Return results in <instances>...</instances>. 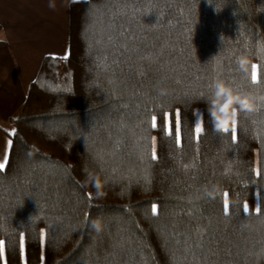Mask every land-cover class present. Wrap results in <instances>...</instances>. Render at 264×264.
I'll list each match as a JSON object with an SVG mask.
<instances>
[{
    "label": "trees",
    "instance_id": "1",
    "mask_svg": "<svg viewBox=\"0 0 264 264\" xmlns=\"http://www.w3.org/2000/svg\"><path fill=\"white\" fill-rule=\"evenodd\" d=\"M260 5L264 0L71 1L68 54L43 57L9 118L0 264H174L184 259L179 237L198 229L206 264H264V100L253 113L238 111L236 142L231 127H215L204 103L217 80L264 97ZM122 120L138 143L120 130ZM120 241L127 246L118 248Z\"/></svg>",
    "mask_w": 264,
    "mask_h": 264
},
{
    "label": "crops",
    "instance_id": "2",
    "mask_svg": "<svg viewBox=\"0 0 264 264\" xmlns=\"http://www.w3.org/2000/svg\"><path fill=\"white\" fill-rule=\"evenodd\" d=\"M71 1L0 0V163L10 147L9 118L20 110L41 60L68 54Z\"/></svg>",
    "mask_w": 264,
    "mask_h": 264
},
{
    "label": "snow or ice",
    "instance_id": "3",
    "mask_svg": "<svg viewBox=\"0 0 264 264\" xmlns=\"http://www.w3.org/2000/svg\"><path fill=\"white\" fill-rule=\"evenodd\" d=\"M116 46L122 53L130 54L129 48L127 46H125L123 48L120 47L119 38H117ZM165 51H166V49H165ZM163 60H164V55H163V53H161L160 56L157 58L156 63L162 64ZM118 62L119 61H117V63ZM251 80H252L253 84H255L258 80L257 73L255 70L252 73ZM242 112H244V111H242ZM253 112H250V113H253ZM244 113H245V115L249 114V112H244ZM171 117H172L171 113L165 114L166 130H167L168 135H172V118ZM156 120H157V118L155 116H153L152 117L153 129H155L157 126ZM119 126H120V130L122 132H126L128 135L133 137L134 144L138 143V141H135L136 130L134 127L129 126L128 122L124 121V120L120 121ZM220 131H223L224 133H228L229 127H225L223 129H220ZM201 132H202V128L200 126H196L195 127V134H196L197 142L200 139ZM231 140L233 142L237 141V121L235 122V125L233 127H231ZM175 141H176L177 147H180L182 145L180 109H176V111H175ZM114 143L118 147L122 143V140L118 139ZM101 158H103V156H101ZM158 158L159 157H158L157 151L155 148H153L152 152H151V160L156 161V160H158ZM185 167H187V166H185ZM3 170H5V164L0 163V171H3ZM256 175L257 176L261 175L259 170H256ZM227 197H228V193L225 192L224 193V199L222 201L223 214L225 217H228L230 215V205H229V201H228ZM88 198L89 199L92 198L91 194H88ZM208 198L211 199V196L209 195ZM188 202L191 204L194 201L190 200ZM151 211H152L153 216L158 215V207L156 204L152 205ZM242 211L245 214V216H247L249 214L248 203H245L243 205ZM255 213L257 215H259L261 213V205H257L255 207ZM97 231L99 232V229H97ZM174 235H175V233H174ZM204 235H205V233L200 231L199 229L195 233L190 232V233L181 235L177 241V246H178V249L180 250L181 255L184 257V259L181 261H176V262H174V264H206V262L204 260ZM180 241H182V243ZM24 244H25L24 235L21 234L20 235L21 253H23ZM121 246L126 247L127 242L126 241L118 242L117 247L119 248ZM4 249H5V241L0 240V254H3ZM189 257H191V259H189Z\"/></svg>",
    "mask_w": 264,
    "mask_h": 264
},
{
    "label": "clouds",
    "instance_id": "4",
    "mask_svg": "<svg viewBox=\"0 0 264 264\" xmlns=\"http://www.w3.org/2000/svg\"><path fill=\"white\" fill-rule=\"evenodd\" d=\"M260 6L264 7V5ZM239 64L242 69L246 68L247 58L240 57ZM213 87L214 98L210 102L204 101V103H206L209 116L215 121V127L218 130L233 127L237 121L238 111L249 113L256 111L259 107L257 101L264 100V97H257L251 92H237L223 80L215 81ZM94 226L99 229L98 223Z\"/></svg>",
    "mask_w": 264,
    "mask_h": 264
},
{
    "label": "rangeland",
    "instance_id": "5",
    "mask_svg": "<svg viewBox=\"0 0 264 264\" xmlns=\"http://www.w3.org/2000/svg\"><path fill=\"white\" fill-rule=\"evenodd\" d=\"M9 125L10 126H12L13 127V123L10 121V123H9ZM6 125H4V127H5ZM196 126H200V109L199 108H196L195 110H194V128L196 127ZM5 129V128H4ZM10 129V128H9ZM13 131V130H12Z\"/></svg>",
    "mask_w": 264,
    "mask_h": 264
}]
</instances>
